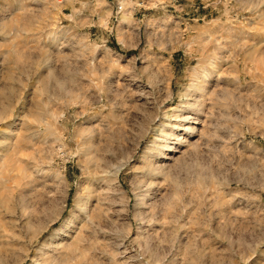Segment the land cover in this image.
<instances>
[{"label":"rangeland","instance_id":"1","mask_svg":"<svg viewBox=\"0 0 264 264\" xmlns=\"http://www.w3.org/2000/svg\"><path fill=\"white\" fill-rule=\"evenodd\" d=\"M0 264H264V0H0Z\"/></svg>","mask_w":264,"mask_h":264},{"label":"bare ground","instance_id":"2","mask_svg":"<svg viewBox=\"0 0 264 264\" xmlns=\"http://www.w3.org/2000/svg\"><path fill=\"white\" fill-rule=\"evenodd\" d=\"M205 75H207V74H205ZM209 75V74H208ZM205 78V77H204ZM206 95V94H205ZM188 105H190V104H188ZM185 107V106H184ZM187 107V106H186ZM179 116V115H178ZM180 117V116H179ZM179 120V119H178ZM186 121H188V116H186V117H182L181 119H180V121H179V123H173L172 124V128H174V129H172L171 131H168V132H166V133H164V134H162V136H163V139H158L157 138V141H158V143H157V148L159 149V152L161 153L163 150H166V149H168V150H170V151H174V147L172 146V145H170L171 144V140H176V142H179L180 140H182L181 139V137H180V135L179 134H177V131L178 130H180V129H186L188 132H192L193 130H192V128L190 127V126H185L184 124L186 123ZM185 126V127H184ZM165 132V131H164ZM96 156V155H95ZM159 156H160V154H159ZM161 166V165H160ZM154 168V167H153ZM106 179V178H105ZM104 179V180H105ZM108 180V179H107ZM113 180V179H112ZM111 179H110V182L112 181ZM108 182H109V180H108ZM115 182V181H114ZM116 183V182H115ZM115 183H113L114 185H115ZM106 184V183H105ZM112 184V183H111ZM113 185V186H114ZM118 186V185H117ZM109 187V186H108ZM112 188V187H111ZM92 197L91 196H89L88 197V201H90V199H91ZM97 199V198H96ZM98 201L100 200V199H97ZM97 205V204H96ZM95 213V212H94ZM95 216V215H94ZM87 217H89V215L87 216ZM93 219V218H92ZM90 223V222H89ZM82 232V231H81ZM77 237V236H76ZM87 237V236H86ZM77 239V238H76ZM79 239V238H78ZM83 255V254H82Z\"/></svg>","mask_w":264,"mask_h":264}]
</instances>
